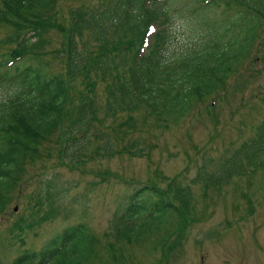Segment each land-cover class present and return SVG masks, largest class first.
Returning a JSON list of instances; mask_svg holds the SVG:
<instances>
[{
	"label": "trees",
	"instance_id": "obj_1",
	"mask_svg": "<svg viewBox=\"0 0 264 264\" xmlns=\"http://www.w3.org/2000/svg\"><path fill=\"white\" fill-rule=\"evenodd\" d=\"M63 1L0 0V30L7 32L0 38V221L10 222L9 206L18 205L17 198L25 200L26 205L19 206L29 210L31 218L27 223L22 212L16 213L8 230L10 242L24 243L26 230L58 217L57 201L61 203L67 190L41 183L47 175L40 160L44 161L43 149L46 151L59 127L68 154L77 148L75 137L88 138L89 132L97 137V130L101 132V126L113 119L110 136L102 131L105 154L123 151L131 157L141 156L146 149L143 123L152 120L159 128H175L191 114L211 113L221 90L231 92L228 81L247 61L260 21H264L261 0L191 1L199 20L204 11L219 4L237 5L238 10L225 24L219 22L215 42L208 35H198L199 42L165 57L169 37L164 25L174 17L173 0H88L86 6L69 12L70 25L59 15ZM150 27L155 28L153 34ZM54 31L63 37V51L56 56L65 55L66 78L50 75L49 64L39 60L44 55L45 37ZM77 77L80 83L87 80L85 87L89 88L70 96L73 85L69 80ZM101 86L103 106L90 96ZM208 99L212 100L207 107H200ZM140 111L142 117L136 116ZM123 115L127 118L118 121ZM110 141L119 148H113ZM258 147L249 148L252 155L262 148ZM251 157L245 156L247 161ZM204 181L208 188L209 176ZM177 186L170 181L163 190L133 183L125 208L109 223L103 235L106 241L99 247L101 239L87 225L77 223L52 237L39 251L21 253L11 264H93L99 261L98 248L110 264H125L122 252L137 243L148 251L161 249L167 259L171 250H179L181 231L189 225L183 209L186 203L175 204L169 198ZM29 191H38L35 199L29 198L34 197ZM183 194L190 204L189 193L183 190ZM189 211L196 209L190 207ZM174 235L179 237L173 239Z\"/></svg>",
	"mask_w": 264,
	"mask_h": 264
},
{
	"label": "rangeland",
	"instance_id": "obj_2",
	"mask_svg": "<svg viewBox=\"0 0 264 264\" xmlns=\"http://www.w3.org/2000/svg\"><path fill=\"white\" fill-rule=\"evenodd\" d=\"M191 1L194 0L172 1L176 6L171 12L177 19H182L186 27L176 32L172 27L173 16L168 25H164L168 26L169 37L167 50L163 52L165 57L179 54L186 46L199 42L198 35H208V39L215 42L219 22L225 24L238 10L237 5L219 4V7H209L199 20ZM261 2L264 12V0ZM87 3L88 0H64L59 15L70 25L69 12ZM260 23L247 61L228 81L227 88L232 83L231 92L221 90L211 113L202 110V113L191 114L175 128H159L152 120L143 123L141 135L145 138L146 149H142L141 156L131 157L123 151L119 155L105 154L103 138L106 137L102 131L110 136L113 119L101 126V132L99 129L94 131L97 137L92 132L87 134L88 138L75 137L77 148L68 154L64 150L66 142L59 136L62 130L59 127L46 144V151L43 149L44 161L40 160L47 175L41 183L67 190L61 195V203L57 201L58 217L39 228L26 230L22 238L24 243L10 242L8 230L16 221V213L22 212L27 223L31 221L29 210H22L25 200L17 198L18 205L9 206L10 222L5 223L4 218L0 221V264H11L23 252L39 251L52 237L77 223H84L92 235L101 239L99 247L106 241L103 235L108 231L109 223L125 208L133 183L167 190L170 181L178 186L172 188L169 198L175 204L186 203L182 207L187 211L189 222L181 231L183 239L179 250H171L167 259H163L161 249L152 252L138 243L127 245L122 252L125 264H264V21ZM232 32H228L227 37ZM6 34L0 30V38ZM177 36H183L185 42ZM45 39L44 55L39 60L49 64L50 75L66 78L65 55L56 56L63 51V37L54 31ZM69 81L73 85L70 96L76 97L74 93L82 90L87 80L80 83L81 78L77 77ZM96 94L90 96L103 106L102 86ZM225 96L223 101L221 97ZM211 100L200 107H207ZM135 114L142 117V111ZM126 118L123 115L118 121ZM115 144L112 142L113 148L118 145ZM259 145L260 151L252 155L249 148ZM246 154L252 156L248 161ZM206 176L211 180L208 188L204 186ZM183 190L189 193L190 204ZM38 191H29L34 195L29 198L35 199ZM190 207L196 211L190 213ZM177 237L174 235L173 239ZM101 250L96 251L99 261L95 260L93 264H110V259L107 262Z\"/></svg>",
	"mask_w": 264,
	"mask_h": 264
},
{
	"label": "clouds",
	"instance_id": "obj_3",
	"mask_svg": "<svg viewBox=\"0 0 264 264\" xmlns=\"http://www.w3.org/2000/svg\"><path fill=\"white\" fill-rule=\"evenodd\" d=\"M172 19L174 21L172 27L176 32H181L185 29L186 26L182 19H177L176 17H173ZM177 39L181 42H185V38L183 36H177Z\"/></svg>",
	"mask_w": 264,
	"mask_h": 264
}]
</instances>
